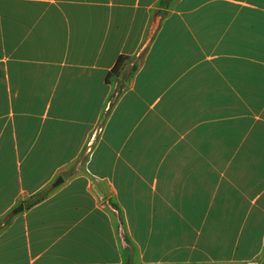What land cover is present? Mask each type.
I'll return each mask as SVG.
<instances>
[{
    "label": "crops",
    "instance_id": "0c3cea01",
    "mask_svg": "<svg viewBox=\"0 0 264 264\" xmlns=\"http://www.w3.org/2000/svg\"><path fill=\"white\" fill-rule=\"evenodd\" d=\"M249 263L264 0H0V264Z\"/></svg>",
    "mask_w": 264,
    "mask_h": 264
},
{
    "label": "trees",
    "instance_id": "16d2710c",
    "mask_svg": "<svg viewBox=\"0 0 264 264\" xmlns=\"http://www.w3.org/2000/svg\"><path fill=\"white\" fill-rule=\"evenodd\" d=\"M170 1H171V0H160V4H161L162 6H165V5H168V3H169ZM125 58H126L125 56H120V57H118V59H117L115 65L112 67V69H111L110 72H109V76H111L112 74H117V73L119 72V69L121 68L122 63H123V61H124ZM134 67H135V66H134ZM44 196H45L44 193H39V194L33 196V197L31 198V200H29V201L27 202L26 205H27V206L33 205V204H35V203L41 201V200L44 198Z\"/></svg>",
    "mask_w": 264,
    "mask_h": 264
},
{
    "label": "water",
    "instance_id": "95a60500",
    "mask_svg": "<svg viewBox=\"0 0 264 264\" xmlns=\"http://www.w3.org/2000/svg\"><path fill=\"white\" fill-rule=\"evenodd\" d=\"M164 13V10H159L158 14L162 15ZM22 206H20L18 209H20ZM249 264H254V263H249Z\"/></svg>",
    "mask_w": 264,
    "mask_h": 264
},
{
    "label": "rangeland",
    "instance_id": "374dc122",
    "mask_svg": "<svg viewBox=\"0 0 264 264\" xmlns=\"http://www.w3.org/2000/svg\"><path fill=\"white\" fill-rule=\"evenodd\" d=\"M248 1H252V0H248Z\"/></svg>",
    "mask_w": 264,
    "mask_h": 264
}]
</instances>
